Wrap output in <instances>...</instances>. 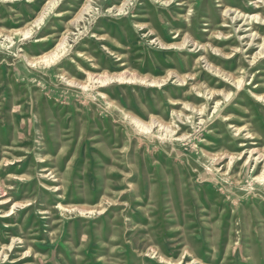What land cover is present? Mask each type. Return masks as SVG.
<instances>
[{"label": "rangeland", "instance_id": "374dc122", "mask_svg": "<svg viewBox=\"0 0 264 264\" xmlns=\"http://www.w3.org/2000/svg\"><path fill=\"white\" fill-rule=\"evenodd\" d=\"M46 1L0 0V29L27 27ZM122 1L59 0L29 35H0V264H264V158L244 162L264 148V101L254 96L264 94V54L251 62L260 47L246 44L248 28L261 43L264 24L242 26L223 13L264 18V0H128L115 11ZM60 36L67 41L55 63L25 62L23 54L38 57ZM184 36L178 48L157 40ZM209 43L237 48L234 62ZM202 45L241 87L208 69ZM84 69L198 80L107 85L113 103L154 124L141 129L64 83L85 80ZM206 89L229 96L209 98ZM202 149L223 157L213 163Z\"/></svg>", "mask_w": 264, "mask_h": 264}, {"label": "bare ground", "instance_id": "6f19581e", "mask_svg": "<svg viewBox=\"0 0 264 264\" xmlns=\"http://www.w3.org/2000/svg\"><path fill=\"white\" fill-rule=\"evenodd\" d=\"M59 0H47L44 5L41 7L38 15H36V17L27 25V27L19 30V29H12L10 30L9 32H3L2 29H0V35L4 36L5 38L7 39H10L11 40V35L13 33H22V35H29L30 33H32L33 30H35L36 28L35 27H39V25L43 22L45 16L48 14V12L54 8L57 4ZM89 1V0H88ZM160 2H162V4L164 5H170L174 0H159ZM7 3V2H6ZM115 5V4H114ZM129 5L128 3V0H123L121 2L120 5L118 6H114L113 9H115V11H124L125 10V7ZM90 4L86 2V4H84L81 9L79 10V12L70 20L72 23L76 22L80 17H81V14L85 11H88L89 8H90ZM90 12V11H89ZM117 13V12H116ZM223 13H224V16H227L229 17V19L231 20L230 22L231 23H235L237 20H240L242 21L243 19V24L242 26H244V22H246V20L249 18V22L246 23V25H248L249 27L254 25L253 21L255 19H259L261 21H263V24H264V18L262 17V15L260 14H257V15H252V16H246L245 17V14L244 13H241L240 11H237V9H233L231 7H228L226 6L223 10ZM234 14V15H233ZM83 17V16H82ZM245 17V18H244ZM226 18V17H224ZM253 18V20H252ZM227 19V18H226ZM225 23V22H224ZM222 23L220 26H225V24ZM44 24V23H43ZM145 24L143 23H138L137 22V27H142L144 28ZM238 27V28H244V27ZM149 27V26H148ZM151 28V27H150ZM261 29V27H260ZM244 30V29H243ZM253 28H248L246 30V32H248V34L246 35L247 38H249V41L246 40V44L248 46L247 48V51L251 50L252 49V45L254 44H258L260 49L255 52L252 56V59L250 60L251 62L254 61L256 59V57H259L260 55L264 54V36L261 38V43L258 42L256 43L255 41L257 40V38L255 39V35L257 34L256 31L253 32ZM37 31V30H36ZM39 31V30H38ZM150 31L152 32V28L150 29ZM155 32V31H154ZM177 33V35H179L178 32H175ZM186 33V32H185ZM219 33V32H218ZM143 34V33H142ZM217 34V33H216ZM186 35V34H185ZM221 36L225 37V38H228L227 35H224V34H220ZM0 36V37H1ZM24 36L22 38H24ZM63 36V35H62ZM62 36H60L61 38L59 39V42L57 43V45H55L54 49H51L49 51H46L45 53L41 54L40 56L38 57H30L26 54H23V58L25 60V62L27 64H29L30 66L31 65H36L38 63H40V61L44 62L46 65L50 64V63H55V61H57L58 59V56H59V53L63 50L64 48V39L66 40V38H63ZM245 36V38H246ZM65 37V36H64ZM101 37V36H100ZM190 38V37H188ZM187 38V40H188ZM154 39V38H153ZM192 39V38H191ZM150 40V39H149ZM158 42H159V45L161 48H171V47H182L183 44H185V40H186V37L184 36L182 41L181 42H172V43H164L162 42L159 38H157ZM67 41V40H66ZM65 41V42H66ZM189 41V40H188ZM192 42V41H191ZM195 42V41H194ZM210 44V43H209ZM69 45V44H68ZM206 46L207 45H202L201 47L204 49L205 51V54L204 56L202 57L203 61H206V64H207V67L208 69L215 75L219 76L222 80H227V81H230L232 82V84L234 85L235 87V90L239 87L242 86V82H241V79L237 76H235L233 73H230L228 71H225L223 68L221 67H218L214 64H212L210 61H209V58H213V59H216L212 56V54H210V52H208V50L206 49ZM200 47V46H199ZM209 48L211 50L214 51V54L217 53V55L223 59H230L232 58L230 61L231 62H234V59H233V56H234V53L237 51V48H234L232 49V52L230 53H227L225 51H223L222 49L220 48H217L213 45H209ZM243 50V49H242ZM219 59V58H218ZM60 60V59H59ZM200 61V59H199ZM59 63V62H58ZM227 62L223 63V64H226ZM95 64V63H94ZM254 64V63H253ZM97 66V65H96ZM93 68H97V67H93ZM207 69V68H206ZM259 71H257V73H259ZM78 73V72H77ZM81 73V72H80ZM83 73L86 75V78L85 80H79L77 78H73V77H64L63 76V80H64V83L67 84V86H70V87H73V88H77L78 90H80L82 93H85V94H88L91 98H99L100 100H103V103L109 105V106H115L116 109H119V111L121 113H123V116L125 118L128 119L129 122L133 123V125L137 126L138 128H141V129H146L148 128V123L145 122L143 119H141L140 117H138L137 115H135L134 113L130 112V111H126L124 108H122L120 105L116 104V103H113L112 99H111V94L108 93V89H106V86L109 85V84H114V85H118V84H142V85H146V86H161L163 84H166L169 80H171V75H175L177 79V81H180L181 84L182 82H185V80L187 79V77H191L194 79V81H197L198 78L197 77H192V75L190 74H186V75H183V76H179L178 74L176 73H173L172 71H167L166 75L163 76V77H160V78H154V77H150V76H147V75H141V74H138L134 71H131V70H123L121 72H118V73H109V72H106L105 70L101 71V72H96V70H83ZM186 84V83H185ZM192 85V84H191ZM202 86V85H201ZM91 89H95V93L92 92ZM203 90V89H202ZM207 90V89H206ZM221 93L223 95L224 98H227L229 96V92L228 93H225L224 90H216V89H208L207 90V93H206V97L207 95H209V98L213 97L214 95L216 94H219ZM204 94V93H203ZM254 95V94H253ZM204 96V95H203ZM257 99L261 100V101H264V94H257V95H254ZM213 99V98H212ZM90 100V99H89ZM259 102V101H258ZM219 100H216L215 101V109H219ZM221 104V103H220ZM194 106V105H193ZM187 107V106H186ZM195 107V106H194ZM202 107V106H201ZM107 108V107H106ZM223 108V107H222ZM177 114V113H176ZM175 115V114H174ZM212 116V115H211ZM223 117L225 119H229V116L227 115H223ZM208 118V117H207ZM149 120L154 123L156 121V124L158 123V126H165L164 128H169V125L166 124L161 118L157 117V116H154V115H149ZM202 120V119H201ZM206 120V119H205ZM224 120V119H223ZM149 121V122H150ZM154 125V124H153ZM151 125V126H153ZM150 126V127H151ZM232 126V125H231ZM149 127V128H150ZM171 127V126H170ZM243 127V126H242ZM242 127H236V131L238 133H236V135H239V131L242 129ZM172 132V131H170ZM248 134V133H247ZM186 135V134H185ZM252 135V134H251ZM174 136V135H173ZM181 137H184V133L182 136L180 137H177V138H181ZM248 137V136H247ZM171 139V138H170ZM241 144V143H240ZM243 144V143H242ZM249 150V149H248ZM249 152V151H248ZM201 153L207 157V158H210L211 160H213V163L214 161H218V160H221L222 159V155H212L210 152L206 151L205 149H202ZM242 153V152H241ZM226 154V153H225ZM255 154H258L257 157H254V160H255V164H257L259 162V159L262 158V160H260V163L263 162V158H264V148L263 149H260V148H252L250 149V152H249V156L246 158V160L244 161L245 163L248 162V160L253 157ZM256 156V155H255ZM226 157V156H225ZM234 157L237 158V157H240V153H238L237 155H231L230 156V162L232 160H234ZM227 158V157H226ZM242 158H240L239 160H241ZM238 160V161H239ZM237 161V162H238ZM229 163V162H228ZM243 165V164H242ZM264 165V164H263ZM214 168V167H213ZM217 168V167H216ZM228 168V167H227ZM262 170V169H261ZM258 178L262 177V173L261 174H258L257 176ZM256 178V177H254ZM259 181V180H258ZM2 200V199H1ZM5 200V199H4ZM4 201H0V204H3ZM62 208V205H58ZM14 207L11 206V209L9 211H7V213H11L12 210H13ZM80 211H84L83 209H81ZM14 213V212H13ZM10 215V214H9ZM11 216V215H10ZM16 240V239H15ZM7 249L9 250L11 247H12V241H11V244H9L8 246H6ZM3 249V247L1 248ZM7 250V251H8ZM2 252V253H1ZM1 255H3V257L6 256V252L5 251H1ZM1 259L3 260L4 258H2V256H0V261ZM192 261H196V260H192ZM168 262V261H167ZM198 264H202L201 262H199Z\"/></svg>", "mask_w": 264, "mask_h": 264}]
</instances>
